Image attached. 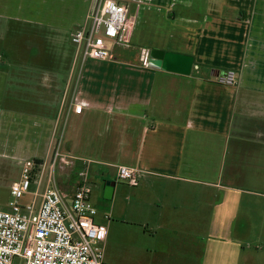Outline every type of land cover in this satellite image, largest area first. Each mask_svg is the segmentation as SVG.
I'll return each instance as SVG.
<instances>
[{
  "label": "crops",
  "instance_id": "obj_1",
  "mask_svg": "<svg viewBox=\"0 0 264 264\" xmlns=\"http://www.w3.org/2000/svg\"><path fill=\"white\" fill-rule=\"evenodd\" d=\"M149 1L132 15L140 49L122 48L126 64L77 53L64 76L0 69V156L21 140L23 161L49 165L60 145L85 167L105 247L116 249L108 264H264V0ZM19 9L0 14L31 24ZM142 50L192 57V72L145 66ZM227 70L233 87L216 82ZM120 166L137 170L136 186L117 180Z\"/></svg>",
  "mask_w": 264,
  "mask_h": 264
},
{
  "label": "built area",
  "instance_id": "obj_2",
  "mask_svg": "<svg viewBox=\"0 0 264 264\" xmlns=\"http://www.w3.org/2000/svg\"><path fill=\"white\" fill-rule=\"evenodd\" d=\"M129 12L126 5L115 0H100L84 26L71 37L83 62L110 60L116 47H130ZM141 62L149 66L146 50L141 52ZM216 82L233 87L237 72L219 73ZM82 109L75 106V113L80 114ZM67 165L73 163L63 155L60 145L53 151L49 165L34 160L23 163L20 179L10 187L9 209L0 212V264H107L108 231L96 223L98 209L91 201L88 170L80 173L83 179L70 197L57 183L58 169ZM117 180L136 186L138 172L120 166ZM28 195L31 202L23 204Z\"/></svg>",
  "mask_w": 264,
  "mask_h": 264
},
{
  "label": "rangeland",
  "instance_id": "obj_3",
  "mask_svg": "<svg viewBox=\"0 0 264 264\" xmlns=\"http://www.w3.org/2000/svg\"><path fill=\"white\" fill-rule=\"evenodd\" d=\"M83 2L87 5L82 6ZM99 2L100 0H93V2L91 0H0V12L3 9L8 13L11 10L15 12L19 6H22L25 13L22 18L31 22V24L17 21L13 23L7 18V14H2L6 17L0 14V42L6 35L10 52L8 57H1L0 49V69L6 70L7 74H21L20 71H24L25 74H62V76L70 74L77 54V48L73 45L71 37L77 29L84 26L88 16L93 13ZM149 3V0H128L125 4L129 9L131 8L130 18L132 19L136 7L144 10L145 7L147 9L150 6ZM144 17L142 11L138 19L137 32L147 39L149 35L146 36L145 30L148 34L151 26L148 18L147 28H145ZM29 39H34L33 43H37L36 46H28L32 42ZM134 45L130 43L127 50L135 54L140 48ZM120 51L122 47H116L113 50L115 58L113 57L112 61L126 64V61L120 57ZM79 60L77 63H80ZM12 144L16 146V151L12 154L15 156H10L8 153L5 157L0 156V212L9 209L10 187L21 177L22 159H28L25 157L31 155L27 149L28 143L15 140ZM1 145L0 143V152ZM85 171L86 168L79 164L67 165L58 169L57 183L60 190L63 193H72L75 186H78L83 179L80 173ZM100 183L104 181L100 180L92 184L95 195L100 188ZM31 200L32 197L28 195L22 203L27 204ZM106 253L111 256L116 254V249L109 251L105 247Z\"/></svg>",
  "mask_w": 264,
  "mask_h": 264
},
{
  "label": "water",
  "instance_id": "obj_4",
  "mask_svg": "<svg viewBox=\"0 0 264 264\" xmlns=\"http://www.w3.org/2000/svg\"><path fill=\"white\" fill-rule=\"evenodd\" d=\"M194 59L186 55H180L163 50H153L149 54V66L155 69L172 73L190 75L193 69ZM108 186H112L110 182Z\"/></svg>",
  "mask_w": 264,
  "mask_h": 264
},
{
  "label": "trees",
  "instance_id": "obj_5",
  "mask_svg": "<svg viewBox=\"0 0 264 264\" xmlns=\"http://www.w3.org/2000/svg\"><path fill=\"white\" fill-rule=\"evenodd\" d=\"M36 162H37V163H42L41 161H38V160H36ZM78 168H80V167H78ZM79 170H80V169H79Z\"/></svg>",
  "mask_w": 264,
  "mask_h": 264
}]
</instances>
